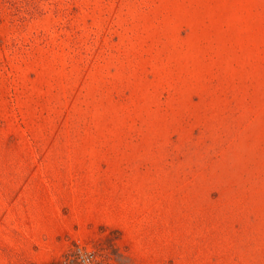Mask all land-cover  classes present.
Returning a JSON list of instances; mask_svg holds the SVG:
<instances>
[{"label": "rangeland", "instance_id": "374dc122", "mask_svg": "<svg viewBox=\"0 0 264 264\" xmlns=\"http://www.w3.org/2000/svg\"><path fill=\"white\" fill-rule=\"evenodd\" d=\"M264 264V0H0V264Z\"/></svg>", "mask_w": 264, "mask_h": 264}, {"label": "built area", "instance_id": "2783aa9c", "mask_svg": "<svg viewBox=\"0 0 264 264\" xmlns=\"http://www.w3.org/2000/svg\"><path fill=\"white\" fill-rule=\"evenodd\" d=\"M76 258L79 264H92L91 252H83L82 248L78 249V254L76 255Z\"/></svg>", "mask_w": 264, "mask_h": 264}]
</instances>
